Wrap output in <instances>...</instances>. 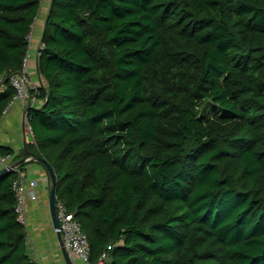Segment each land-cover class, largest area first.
<instances>
[{"label":"trees","instance_id":"trees-1","mask_svg":"<svg viewBox=\"0 0 264 264\" xmlns=\"http://www.w3.org/2000/svg\"><path fill=\"white\" fill-rule=\"evenodd\" d=\"M39 7L0 0V118ZM41 43L24 150L51 165L90 263L264 264V0H50ZM15 178L0 264H39Z\"/></svg>","mask_w":264,"mask_h":264},{"label":"crops","instance_id":"crops-1","mask_svg":"<svg viewBox=\"0 0 264 264\" xmlns=\"http://www.w3.org/2000/svg\"><path fill=\"white\" fill-rule=\"evenodd\" d=\"M49 2L50 0L46 2L43 10L38 9L35 16L34 22L36 23V29L34 31L31 30L32 38L29 42L26 57V69L32 80L39 85L38 88L41 85H45L44 79L37 73V57ZM40 105L41 100L37 99L33 107L38 108ZM23 114L24 109L22 108L21 102L13 99L0 118V145L10 146L14 150V154H20L25 148L24 144L26 146V143L33 142V137L24 127ZM23 157L20 155L19 159ZM33 171H36L37 176L39 175L41 178H36V173H33ZM33 171L30 175L26 174V178L36 183L32 187L27 186V189L35 193L36 199L26 197L23 213V223L27 237V251L39 264H66L56 232L52 227L48 210V192L45 193V189H40L39 185V181L42 180L44 186L49 189V182L44 177L47 171L46 169L41 170L38 168H34ZM70 257L74 264H83L75 255L70 254Z\"/></svg>","mask_w":264,"mask_h":264},{"label":"built area","instance_id":"built-area-1","mask_svg":"<svg viewBox=\"0 0 264 264\" xmlns=\"http://www.w3.org/2000/svg\"><path fill=\"white\" fill-rule=\"evenodd\" d=\"M30 37L31 36L29 35V40H31ZM41 47L42 43L39 45V50ZM8 78L9 83L15 89L13 99L19 100L22 104V108L24 109V127L33 137L32 127L28 120L27 109L33 107L36 103V94L39 85L32 80L26 69V58L22 69L18 72L10 74ZM30 160H33L31 156L26 157V161ZM3 168H9V171H14L16 173V178L12 183V188L17 199L15 212L17 213L18 220L24 222L23 213L25 209L26 197L36 199L35 193L28 190L27 186H35L36 182L33 180H27L26 172L22 170L20 163H17L13 159V155L6 154L4 156H0V170ZM55 208L59 221L61 239L67 251L78 257L83 264H110V258L106 252H102L96 262L90 263L89 241L85 233L81 230L79 222L74 218L73 213L68 211L63 203L57 200V198L55 199Z\"/></svg>","mask_w":264,"mask_h":264},{"label":"water","instance_id":"water-1","mask_svg":"<svg viewBox=\"0 0 264 264\" xmlns=\"http://www.w3.org/2000/svg\"><path fill=\"white\" fill-rule=\"evenodd\" d=\"M37 73L38 69H37ZM25 147V144H24ZM31 156L33 160L41 163L48 174L49 177V189H48V210H49V215H50V219H51V223H52V227L56 232L57 238L59 240V244L61 247V251L63 253L64 259L66 261V264H74V262L72 261L71 257H70V253L67 251V249L65 248V246L63 245L62 239H61V233H60V228H59V221H58V217L56 214V208H55V199H56V177H55V173L51 167V165L49 164V162L47 161V159H45L43 156L36 154L32 151H28L26 150V156L19 159L17 161V163H23L26 161V157ZM10 172L9 168H3L0 170V176H2L3 174H6Z\"/></svg>","mask_w":264,"mask_h":264},{"label":"rangeland","instance_id":"rangeland-1","mask_svg":"<svg viewBox=\"0 0 264 264\" xmlns=\"http://www.w3.org/2000/svg\"><path fill=\"white\" fill-rule=\"evenodd\" d=\"M46 2H48V0H40V6H41V9L39 7V10H43V8L45 7L46 5ZM36 29V23L34 22V26H33V31ZM30 36H31V33H30ZM32 37H30L31 39ZM30 41V40H29ZM21 168L23 171L26 172V174L30 175V173L32 174V171L34 168H38V169H41V170H45L43 165L35 160H30V161H25L22 163L21 165ZM33 173H36V171H33ZM36 178H41L39 175L37 176V173H36ZM45 179L49 182V177H48V174L45 172V175H44ZM39 185H40V189H45V193L48 192V189L46 188V186H44V182L39 181ZM45 196V195H44Z\"/></svg>","mask_w":264,"mask_h":264}]
</instances>
